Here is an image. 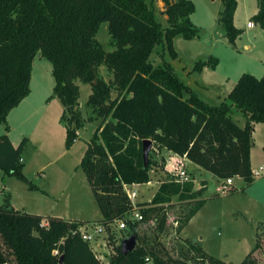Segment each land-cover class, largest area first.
Wrapping results in <instances>:
<instances>
[{"label":"trees","instance_id":"16d2710c","mask_svg":"<svg viewBox=\"0 0 264 264\" xmlns=\"http://www.w3.org/2000/svg\"><path fill=\"white\" fill-rule=\"evenodd\" d=\"M160 1L167 25L148 0H0V126L29 95L33 62L39 53L52 66L54 84L46 101L57 96L64 105L60 120L66 127V148L77 138V128L97 122L79 165L101 214L96 222L106 227L108 242L115 240L110 225L133 207L124 185L147 183L151 170L159 167L150 154L144 161L146 139L159 149L185 154L219 179L237 175L248 186L254 181L250 150L254 124L264 123V71L259 78L241 73L219 103L203 99L165 57L168 53L177 58L175 37L199 35L190 17L194 3ZM221 1L218 22L228 42L235 45L242 33L234 24L237 0ZM256 2L258 10L250 21L264 29V0ZM103 22L114 46L111 51L96 37ZM156 47L162 49V62L155 65L150 56ZM216 65V58L198 59L193 70ZM101 66L109 80L100 74ZM77 80L91 87L86 116L79 109ZM232 108L243 114L244 125L234 120ZM28 140L24 136L15 146L7 133L0 134V169L36 190L23 172L22 153ZM175 179L166 173L152 198L137 204L142 219L129 220L128 232L120 239L135 234L136 246L124 254L120 243H112L107 264H145L148 260L154 264H230L179 236L207 198L202 197L203 188L194 190L193 181ZM235 191L236 187L230 193ZM174 197L186 210L177 218L170 248L162 236L169 209L176 205ZM87 222L19 210L8 195L0 203V264H102L79 233H73L78 224ZM260 247L256 243L238 264H262L254 256Z\"/></svg>","mask_w":264,"mask_h":264},{"label":"rangeland","instance_id":"374dc122","mask_svg":"<svg viewBox=\"0 0 264 264\" xmlns=\"http://www.w3.org/2000/svg\"><path fill=\"white\" fill-rule=\"evenodd\" d=\"M148 1H153L158 19L163 25H167L166 15L161 12L164 8L163 2L160 0ZM192 2L195 9L190 17L199 27V35L192 39L175 37L174 46L178 56L173 59L166 53L165 57L175 68L178 76L200 92L203 99L211 103H219L220 100L217 99L219 96L222 98L224 93H216L217 90L207 86L208 83L203 80L223 83L221 85L223 90L227 83L235 84L248 54L242 49L243 43L255 39L260 46H263L264 33L263 38H255L253 33L261 27H256L253 31H246L241 41L237 42L236 47L228 42L224 28L218 22L219 10L223 8L222 1L192 0ZM245 6L247 9H252L254 2L247 0ZM238 19L240 23L245 24V15L238 16ZM237 28L242 29L241 27ZM96 37L106 51H111L114 48L106 22L101 24ZM161 50L160 47H156L150 56L151 62L155 65L162 62ZM210 58L217 60V66L214 69L206 66L207 69L203 75L193 70L196 60ZM51 68V63L47 59L39 53L35 56L30 81L31 93L24 100L25 102H21V104L24 102L21 107L19 105V109L15 108L14 113L9 115L8 121L0 126V134L10 131L11 137L17 139L18 142L24 136L29 139L22 153L23 172L31 180V184L48 191L51 196L29 190L28 183L5 174L0 169V203H3L9 195V201L23 211L56 214L64 217H99L100 212L91 187L79 165L87 142L96 130L97 122H85L82 127L77 128V138L69 148H66V127L60 120L65 111L64 105L57 96L46 101L52 93L54 84ZM99 71L106 80H109L110 75L105 66H101ZM243 72L250 73L249 70ZM262 74L253 75L259 78ZM76 82L80 90L79 109L82 115L86 116L89 112L86 101L91 87L88 83L79 80ZM112 96L114 97L115 93ZM65 113L68 115L67 112ZM6 126H8V130H6ZM163 151L165 150L152 145L149 154L159 165L154 168V172H151L150 180L155 185L149 187L146 183H137L134 186L138 191L134 199L136 207L138 203L152 198L159 185L156 181L160 170L164 174L167 173L165 158L168 154ZM187 166L188 171L194 177L196 175L201 184L208 181V188L203 187L202 197L212 198L208 200L203 210L199 211L187 232L194 237L203 233V241L209 247L211 254L225 261L227 259L230 264H238L249 250L259 243L261 247L254 252V256L264 264V174L257 177L249 186L243 179L235 178L234 188L236 187L237 191L214 195L217 193L215 189L220 179L204 173L207 181L203 180L201 179L202 175L194 174L189 164ZM4 188L8 191H4ZM173 200L176 205L169 209L167 231L162 236L163 241L170 248L176 234L177 218L186 210L180 203H177L176 197ZM112 231L115 236L114 241L110 239L111 242H108L105 236L107 249L110 251L112 243H118V240L127 234L128 228L113 227ZM198 242L200 243V241ZM99 250L104 249L99 247ZM103 252L108 257L105 251ZM148 264H154V262L150 261Z\"/></svg>","mask_w":264,"mask_h":264},{"label":"crops","instance_id":"0c3cea01","mask_svg":"<svg viewBox=\"0 0 264 264\" xmlns=\"http://www.w3.org/2000/svg\"><path fill=\"white\" fill-rule=\"evenodd\" d=\"M254 2V7L252 9H247L246 8V2L247 0H237V7H236V10H235V13H234V24L235 26L237 27H241L242 28V33L240 34V36L236 39V44L234 46L237 47V42L241 41L242 39V36L243 34L246 32V31H253V29H255L256 27H260L258 24H254L253 26L251 27H247V22L249 20H251V17L252 15H254L257 10H258V7H257V2L256 0H252ZM162 2V1H161ZM220 11V10H219ZM245 15L246 17V22L245 24L244 23H240L239 22V19H238V16H241V15ZM245 25V26H244ZM264 29L263 28H258L257 29V32L253 33V37H262L263 38V32ZM257 34V36H256ZM235 47V48H236ZM242 49L247 52L248 54L246 55V60H245V65L242 67V71H240V73H242L244 70H249L250 73L254 74V75H257V74H262V72L264 71V45L263 46H260L256 40L254 39L253 41H249V42H244L243 43V46H242ZM217 66V65H216ZM247 68H251V69H247ZM207 67H204L202 69L201 72H198L200 73V75L204 74V72L206 71ZM32 77V75H31ZM238 78V77H237ZM237 80V79H236ZM205 83H208L207 86L211 87V88H214L216 89V93H219V92H222L224 93V95L222 96V98L219 96L218 94V99L217 100H220L223 101L226 99L227 97V94L228 92L231 90V88L233 87V83L231 82V84H228L225 86L224 90L221 88V85H223V83H220V82H208V81H205L203 80ZM236 82V81H235ZM30 93H31V89H30ZM29 93V95H30ZM200 93V92H199ZM201 94V93H200ZM28 95V96H29ZM222 95V94H220ZM26 96L22 101L26 100L27 97ZM21 101V102H22ZM20 102V107L21 105L25 102H23L21 104ZM19 105L16 106L15 108H17V110L19 109ZM13 108L8 116H7V119L9 118V115H12V113H14L13 111H15L16 109ZM15 109V110H14ZM232 117L234 118V120H236L238 122L239 125H244L245 123V117L243 116V114L236 108H232ZM8 121V120H7ZM6 133L8 134L12 144H14L15 146L20 142H18V140L16 139H13L11 137V133L10 131H6ZM252 137H253V145L251 147V150H250V161H251V168L252 170L253 169H256L258 168L260 165H263L264 164V123L262 122H258V123H255L254 124V131L252 133ZM161 150H165L163 152H165L166 154H168L170 151L163 148ZM188 161V164L191 168V170L194 171V174H200L202 175V178L203 180H206L207 181V178L204 176V173H208L209 175H211L213 178H218L216 176H214L212 173H210L209 171L206 172L207 170L201 168L200 166H198L197 164L193 163L192 161H190L189 159L187 160ZM262 163V164H261ZM260 164V165H259ZM76 170V169H75ZM160 174H158L157 176L158 179H157V183L160 185L161 181L163 180V178H165V174L163 173L162 170H160ZM154 172V171H153ZM201 177V176H200ZM195 179L196 180H200L196 177L195 175ZM242 179V178H241ZM255 179L257 178H254V181ZM253 181V182H254ZM252 182V183H253ZM252 183L250 185H252ZM137 184H130V186H135ZM146 185H148L149 187H154L155 183L153 181H151L149 184L146 183ZM158 185V187H159ZM204 187H207L208 188V181L206 183H204ZM6 187V186H5ZM157 187V189H158ZM200 188H203V187H200L199 185H196V187L194 188V190H199ZM207 188L204 190V193L206 192ZM156 189V190H157ZM4 191H8L6 190L5 188L3 189ZM30 190V189H29ZM32 191H39L45 195H48V196H51L50 193L48 191H45L44 189L38 187V189L36 190H32ZM47 192V193H46ZM138 193V191H137ZM155 193V192H154ZM153 193V194H154ZM206 201L204 202V204L200 207V209L195 213V215H193L190 220L187 222V224L183 227V229L180 231L179 233V236L181 237H184V238H189L191 241H193L194 243H198L200 244L203 249L208 252L209 254H211V251L209 249V247L204 243V235L202 233V235L200 234H197L195 237L194 235H191L190 233L187 232V229L188 227L191 225V223H193V221L196 219L197 215L199 214V211L203 210V208L206 206V203L208 202L209 199H212L211 197H206ZM149 201V200H148ZM12 204V203H11ZM12 206H14L15 208L16 205L12 204ZM19 209V208H17ZM21 210V209H19ZM99 210V209H98ZM23 211V210H22ZM100 212V211H99ZM35 213V212H34ZM37 214H42V215H52V214H44V213H41V212H36ZM53 216H58V217H61L65 220H77V221H89V222H96L97 220H99L101 218V214L99 217H94V218H90V217H64V216H61V215H56V214H53ZM200 241V243L198 242ZM121 242V240H120ZM118 243H119V240H118ZM252 249V248H251ZM250 251V250H249ZM212 255V254H211ZM151 260H148L145 264H148ZM227 262H229L227 259H226Z\"/></svg>","mask_w":264,"mask_h":264},{"label":"built area","instance_id":"2783aa9c","mask_svg":"<svg viewBox=\"0 0 264 264\" xmlns=\"http://www.w3.org/2000/svg\"><path fill=\"white\" fill-rule=\"evenodd\" d=\"M247 27H251L254 25L252 21L247 22ZM188 158L186 155H180L177 153L169 152L168 155L165 158V171L169 174H172L175 176V180L177 182L183 183L186 180H191L194 182V188L196 185H199L200 187H204V184H201L199 180H196L195 177L190 176V172L188 171ZM154 171V169L151 170V172ZM264 174V164L260 165L258 168L252 170V177L257 178ZM240 178L239 176H232L224 179H220L219 184L216 186V192L219 194H227L231 192L234 189V179ZM151 182L148 181L149 184ZM134 188V186H132ZM129 184H125L124 188L127 193L128 198L130 199L132 203V209L129 213L125 214L123 218H120L116 221H114L110 226L111 229L113 227H116L117 229H124L127 227V222L129 220H141L142 214L139 212V210L136 207L135 203V197L137 196V190L132 188ZM78 232L81 238L86 241L92 252L94 253L95 257L101 261L102 264H107L108 257L111 254V251L107 249V244L105 241V236L108 239V234L106 231V227L98 222H87L83 224H78L77 228L74 230L73 233ZM120 243V241H119ZM99 247H101L104 250H99ZM108 255L106 257L104 255V252ZM106 261V262H102Z\"/></svg>","mask_w":264,"mask_h":264},{"label":"water","instance_id":"95a60500","mask_svg":"<svg viewBox=\"0 0 264 264\" xmlns=\"http://www.w3.org/2000/svg\"><path fill=\"white\" fill-rule=\"evenodd\" d=\"M142 148H143L144 161H145V163H147V159H148L149 153H150L151 148H152V141L150 139L144 140ZM136 243H137V238H136L135 234H131V235L123 238L120 242L121 252L125 254V253L133 250L136 246ZM62 258H63V256L60 257V260H59L60 263L62 262Z\"/></svg>","mask_w":264,"mask_h":264}]
</instances>
